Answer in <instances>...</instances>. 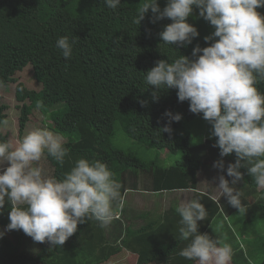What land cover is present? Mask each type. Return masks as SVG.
Returning <instances> with one entry per match:
<instances>
[{
    "label": "trees",
    "instance_id": "trees-1",
    "mask_svg": "<svg viewBox=\"0 0 264 264\" xmlns=\"http://www.w3.org/2000/svg\"><path fill=\"white\" fill-rule=\"evenodd\" d=\"M142 2L121 0L113 10L104 0H0V81L3 86L16 84L18 133L21 135L29 123L37 124L34 110L48 115L52 131L66 140L64 146L69 149L63 165L45 154L52 176L62 179L80 158L99 160L121 184V196L126 184L143 173L150 176L153 191L195 189L197 172L213 167L217 161L223 162L224 169L213 168L231 184L233 178L227 176L226 169L229 163H235L234 153L221 157L219 148L213 146L214 140L192 144L189 137L181 142L174 137L182 120L195 119L202 113L190 112L187 100L179 102L176 89L162 90L154 100L152 88L145 81L146 72L158 60L171 62L179 55L195 59L193 47L209 46L211 41L205 42L204 37L211 35L214 27L202 17L191 14L187 22L199 35L186 47L165 44L159 33L171 23L170 19L153 23L154 14L149 9L139 25L133 23ZM157 3L162 10L167 0H157ZM256 10L264 15V7ZM61 36H68L70 42L75 40L70 59L63 58L55 46ZM27 65L32 67L35 81L41 86L39 91L28 90L14 77ZM256 87L264 93V82ZM140 101H145V106H141ZM38 103H42V107L37 108ZM6 109L5 105H0V125L6 118ZM166 111L182 115L179 122L169 125L171 133L162 131L169 121L164 115ZM116 122L122 124L130 139L142 141L154 150L179 152L182 158L164 168L155 161L143 163L115 149L111 137ZM0 140L7 141V138L0 133ZM239 171L243 178L232 187L237 186L245 193V197L240 198L243 205L248 203L246 197L256 196L255 207L260 218L264 217V189L257 191L245 168ZM10 208L11 203L6 198L0 210V232L8 236L0 238V264H48L49 258L55 255H62L60 262L64 264H77L75 257H70V246L80 245L81 236L86 233L90 236L88 241L91 240L86 246L89 244L100 253V258L89 264H99L117 252L108 245L101 229L96 235L94 226L98 222L95 220L93 229L89 220L78 224L77 231L62 246H51L47 241L34 242L22 230L5 231L10 222ZM221 209L226 213L237 210L228 203H221ZM132 236L130 231L124 235L122 245L131 249ZM76 240H79L77 244ZM143 262L138 257L136 264Z\"/></svg>",
    "mask_w": 264,
    "mask_h": 264
},
{
    "label": "clouds",
    "instance_id": "clouds-1",
    "mask_svg": "<svg viewBox=\"0 0 264 264\" xmlns=\"http://www.w3.org/2000/svg\"><path fill=\"white\" fill-rule=\"evenodd\" d=\"M104 3L115 10L121 0ZM193 6L214 27L211 35L204 37L210 45L193 47L195 59L179 55L171 62L156 61L145 81L154 100L162 90L176 89L178 101L187 100L189 111L202 113L211 125V137L216 138L213 146L219 148L220 156L235 154V163L226 169L227 176L233 178L231 184L220 175L217 188L220 197L244 213L241 193L232 187L243 178L239 169L245 168L256 186L264 189V93L256 87L264 82V15L256 10L264 7V0H167L162 10L157 0H143L133 23L139 25L150 9L154 14L151 22L171 20L159 33L160 40L186 47L199 35L187 22ZM74 44L75 40L61 36L55 46L63 58L70 59ZM40 107L42 103L37 104ZM164 115L169 121L162 131L171 133L169 125L179 122L182 115L170 111ZM45 154L60 165L69 154L62 138L46 128L28 132L15 144L0 140V210L6 198L11 203L5 231L22 230L34 242L62 246L78 224L95 220L102 227L109 225L116 216L114 205L121 202V184L108 166L80 158L57 179L45 176L38 165ZM213 167L224 169L222 161L214 162ZM175 211L181 218L180 239L187 241L179 252L181 257L195 264H231V245L198 231V221L207 217L199 199L183 201ZM3 235L0 232V238Z\"/></svg>",
    "mask_w": 264,
    "mask_h": 264
},
{
    "label": "crops",
    "instance_id": "crops-1",
    "mask_svg": "<svg viewBox=\"0 0 264 264\" xmlns=\"http://www.w3.org/2000/svg\"><path fill=\"white\" fill-rule=\"evenodd\" d=\"M208 168H211V171H207ZM208 168L201 169L197 172L195 189H186L187 191L184 192L179 191V189L153 191L151 182L145 185L144 188H139V175L136 177L134 183L126 185V190L121 196V202L117 203L118 207H115L116 216L112 222L107 226H103V228L98 223L94 226L96 227V231H94L96 235L98 236L100 229H103L104 232L102 230V235L105 238L107 237L108 245L117 249V252L111 255L103 264H110L113 261H119V264H121L127 259L128 254L133 255L135 263H137V259L140 257V259L144 260L142 264H195L194 261L187 260L179 255V252L186 246L187 241L180 239L179 221L181 218L175 209L179 204L188 199H199L207 210L206 219L204 221H198V231L201 234L207 233L214 239L219 238L231 245L234 253L231 264H252L251 261H254V264H264V242L258 244V249L254 253L247 252V245L250 243L249 238L252 235L250 234L252 227L257 222L264 221V217L260 218L261 214L255 207L257 197L250 196L245 198L248 200V203L244 205L246 209L244 213H240L238 210H231L229 213H226L221 209V203H227V199L223 196L220 197L219 191L218 194H212L209 191L206 192L201 189L204 187L202 185L203 183L200 182L202 172L205 174L211 173L209 183L205 184L206 186H211L213 183L216 186L215 182H217L218 176H220L215 168ZM212 171H215L217 175H212ZM236 187L234 189L241 193L240 198L245 197V193L239 187ZM260 190L259 188L257 189V191ZM145 193L152 195V199L146 198L151 204L141 205V208L134 207L130 204L125 205L126 197L131 194L138 195ZM233 213L236 215H232ZM229 216L233 219L238 216L243 217L244 231L241 235L236 234L231 229ZM89 222L92 228L94 221L89 220ZM222 226L223 228H221ZM129 231L133 235L130 237V245L132 248L130 249L124 245H122L123 248L121 247V249L117 248L115 244H122L123 236ZM111 235L115 237L111 239ZM116 239L118 240L116 241ZM78 241L76 240L74 243L77 244ZM90 251L94 252L97 250L91 249ZM99 258L100 255L96 257V260Z\"/></svg>",
    "mask_w": 264,
    "mask_h": 264
},
{
    "label": "rangeland",
    "instance_id": "rangeland-1",
    "mask_svg": "<svg viewBox=\"0 0 264 264\" xmlns=\"http://www.w3.org/2000/svg\"><path fill=\"white\" fill-rule=\"evenodd\" d=\"M198 11L199 10H197L195 6H193L192 14L199 16ZM14 77L16 78L17 82L22 83L28 90L39 91L41 88V86L35 81L32 67L30 65H27L22 71L17 72ZM15 86L16 84L15 85L11 84L9 86L0 87V105H5L7 108L5 111L6 118L0 125V133L6 136L8 142L15 144L16 142L21 140L25 135H27L28 132L36 128H46L50 130L51 132H53L52 123L49 120V118H47L49 116L48 115H46L47 117L43 116L42 114H40L39 111L34 110L33 115L36 117L38 121L37 124H34V123L27 124V127H25L23 133L19 135L18 133L19 112L16 108L19 104L16 102L15 97H14ZM58 136L62 138L64 143L66 142V140L61 135H58ZM174 137L178 142H181L186 137H189L192 144L201 143L205 139L216 141L215 137H211V125L202 118V115L195 119L189 120V121L182 120L180 122V125L174 131ZM111 143L115 149L131 154L135 159H138L142 161L143 163L155 161L160 167H164V168L170 165H173L175 161L180 160L182 158V154H180L179 152H177V154L176 153L170 154L166 150H154V149H151L148 145H146L142 141L130 139L125 134L122 124L119 122H116L114 133L111 137ZM38 165L43 168L45 176H52L53 174L52 167L50 166V164L48 163L45 157H42V159L38 162ZM6 166L7 165H5V167ZM207 171H211V168H208ZM212 172H213L212 175L214 176L215 174L217 175L215 171H212ZM210 175L211 173L209 174H205L204 172L201 173L200 182H202L203 184L202 183L201 184L204 186L201 189H203V191H206V192L209 191V193H212V194L214 193L218 194L219 190L217 186L219 183V179H217V182H215L216 186L214 185V183L211 186L205 185L209 183ZM132 182L130 181L126 185H131ZM150 182L151 181H150L149 175H147L146 173L139 174V178H138L139 188H144V186L148 185ZM134 195H137V194H131L130 196L126 197L125 205L130 204L134 207L141 208V205L151 204V202L148 201V199H152L151 194L145 193V194H138L137 196H134ZM116 206L117 204L114 205V207ZM232 215H236V214L233 213ZM231 216H229V225L231 229L236 234L241 235L242 232L244 231L243 217L238 216L235 219H233L231 218ZM221 228H223V226ZM248 229H249V226H248ZM248 233H249V230H248ZM250 234H249L250 243L248 245L247 243H245V245H247L248 253L250 252L254 253L258 249V244H261L262 242H264V221L257 222L252 227ZM3 236H8V234L4 233ZM89 237H90L89 234L86 233L83 236H81L80 245L70 246L71 248V252H69L70 257L71 258L75 257L77 264H89L92 261L95 263L96 257L100 255L98 251L91 252L90 250L93 248L89 244H88L89 247L86 246V243ZM115 245L119 249H121L122 247L121 243H117ZM60 257H62V255L60 256L55 255V257H50L48 260V264H64L63 261L60 262L61 260ZM103 263L104 261L99 264H103ZM251 263L254 264V261L253 262L251 261ZM110 264H119V261H113ZM121 264H136V263H135V259L133 255L128 254L127 259Z\"/></svg>",
    "mask_w": 264,
    "mask_h": 264
}]
</instances>
